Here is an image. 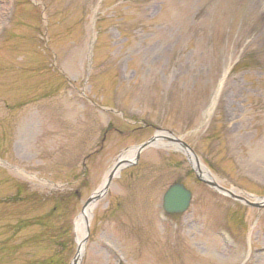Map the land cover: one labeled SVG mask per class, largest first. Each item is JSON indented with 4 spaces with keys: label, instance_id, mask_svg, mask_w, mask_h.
I'll return each instance as SVG.
<instances>
[{
    "label": "rangeland",
    "instance_id": "374dc122",
    "mask_svg": "<svg viewBox=\"0 0 264 264\" xmlns=\"http://www.w3.org/2000/svg\"><path fill=\"white\" fill-rule=\"evenodd\" d=\"M101 107L171 131L221 186L264 197V0H0V264H71L84 202L154 134L113 135L82 182L84 139L121 125ZM165 142L95 202L79 264H264V207L197 182ZM174 180L192 200L169 217Z\"/></svg>",
    "mask_w": 264,
    "mask_h": 264
},
{
    "label": "water",
    "instance_id": "95a60500",
    "mask_svg": "<svg viewBox=\"0 0 264 264\" xmlns=\"http://www.w3.org/2000/svg\"><path fill=\"white\" fill-rule=\"evenodd\" d=\"M164 138H166L170 141L171 140L175 141L176 143H178L179 146L182 148V150L186 153L188 158H190L189 154L191 153L193 155L195 166L198 168L199 162H198L196 155L192 152V150L188 147V145L181 138H169V137H164ZM154 141H155V138H151L148 141L134 147V159L136 160L138 158L139 153L145 147L152 144ZM124 162L126 163L128 161L121 159V158H118V160L116 161V163L114 164L112 169L105 176V179H104L101 187L97 191H95L85 201V203L82 207V211L88 206H91V208H92V206L94 205L96 200H98L101 197V195H103L105 193L111 179L116 175L118 169L123 166ZM128 163H130V161ZM194 171H195L196 177L199 180H201V181L205 182L206 184L216 188L217 190L222 191L223 193L228 194L231 197H236V198L244 201L247 205H249L251 207H256V208L264 207V197H251V196H249L250 198L253 199V201H249L243 197L235 196L230 190H227V189L221 187L220 185H218L214 181L204 179L200 175L199 172H197L196 170H194ZM189 201H190V192L182 184L176 183V184L169 186L167 191L164 193L163 198H162V207H163L164 211L167 213H182L188 208ZM85 223H86L85 234L82 236V239L80 240V242H77V250H76V253H75V255L71 261V264H79V262H80L83 247H84V242L86 241L87 236H88L87 219L85 220Z\"/></svg>",
    "mask_w": 264,
    "mask_h": 264
},
{
    "label": "flooded vegetation",
    "instance_id": "af4514ba",
    "mask_svg": "<svg viewBox=\"0 0 264 264\" xmlns=\"http://www.w3.org/2000/svg\"><path fill=\"white\" fill-rule=\"evenodd\" d=\"M90 102L92 103L93 106H97V103L94 102L93 100H90ZM101 108L108 111L113 116L114 115H121L120 119L117 118V119H119L121 125H119L120 127H118L117 125L114 124L113 121H111V119L108 120L107 125L104 128H101L99 130V132L97 133V136H96L97 140L94 144L93 149H90V148H89V150L87 149V147H88L87 143L88 142L84 139V141H83V143H84V149H83L84 150V156L82 157V160H81V174H82L81 180H83L82 182H84V179H85V170H86L87 160L90 159L92 156H95V155L101 153L105 148H108V146L112 147L115 143V142H113V135H117V136L122 137V138L129 137L133 133H135L137 131L148 129L149 127H152L154 129V134L152 136H154L156 133H159V135H162L161 133H162L163 129H160L156 126H153V125L149 124L148 122L135 119V116L132 114H126L125 115L124 111H122L118 108H113V107H101ZM152 136H150L149 138H151ZM162 136L164 137V135H162ZM110 139H112V140L110 141ZM106 144H107V146H105ZM173 149L177 151V149H175L174 147H173ZM135 164H133V165H135ZM137 180L138 179L135 178L132 180L130 179L128 181H129V184L131 186L136 187V183H137L136 181ZM174 183L183 184L191 192V190L183 183V181L174 180V181H172V183L168 184V186H166L165 188L162 187L163 188L162 195L166 191V189L171 184H174ZM153 186H157V184L155 183V184H153ZM161 198H162V196H161ZM191 200H192V192H191V199H190L189 206L191 204ZM161 210H162L161 211L162 214H164L165 216L174 217V216L181 215L178 213H166L162 208H161Z\"/></svg>",
    "mask_w": 264,
    "mask_h": 264
},
{
    "label": "bare ground",
    "instance_id": "6f19581e",
    "mask_svg": "<svg viewBox=\"0 0 264 264\" xmlns=\"http://www.w3.org/2000/svg\"><path fill=\"white\" fill-rule=\"evenodd\" d=\"M30 128V122L27 120L26 122L21 124L20 127V132L22 131L23 133L28 132ZM156 143L160 144V141H162L161 138H157L156 139ZM132 155V151H129L126 154H122L121 155V159H126L131 157ZM200 169V173L202 174V176L206 179H211L210 176L208 175L206 169L203 167V165H201L199 163V166L197 168V170ZM90 212H91V206L86 207L77 217L76 221H75V229L77 231V233L80 235V232L84 226L85 220L88 219L90 217ZM83 236V235H82ZM82 236L77 237V242H80V240L82 239Z\"/></svg>",
    "mask_w": 264,
    "mask_h": 264
},
{
    "label": "trees",
    "instance_id": "16d2710c",
    "mask_svg": "<svg viewBox=\"0 0 264 264\" xmlns=\"http://www.w3.org/2000/svg\"><path fill=\"white\" fill-rule=\"evenodd\" d=\"M251 59L252 58L250 56H245L242 58V60L240 62L236 63L233 67L234 68L240 67V66H243L246 68L251 67V66H253V63H254Z\"/></svg>",
    "mask_w": 264,
    "mask_h": 264
}]
</instances>
